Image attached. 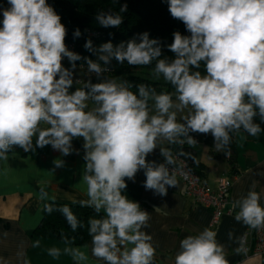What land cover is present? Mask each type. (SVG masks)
I'll list each match as a JSON object with an SVG mask.
<instances>
[{"label": "clouds", "instance_id": "clouds-1", "mask_svg": "<svg viewBox=\"0 0 264 264\" xmlns=\"http://www.w3.org/2000/svg\"><path fill=\"white\" fill-rule=\"evenodd\" d=\"M166 3L184 33L174 31L167 44L147 31L98 48L88 39L84 48L95 59L69 50L67 28L49 0L0 3V162L6 164L15 149L27 153L47 146L60 157L80 155L73 141H83L78 185L84 198L72 203L95 214L87 220L90 242L76 246L74 237L62 233L63 247L46 249L53 260L156 264L157 249L146 231L151 216L129 198L128 182L142 172L146 191L167 196L169 188L179 187V178L189 179L191 169L182 158L194 164L196 159L184 145L195 147L196 135H211L216 150L228 156L234 137L264 133V0ZM127 11L124 3L118 12H98L95 20L100 27L119 28ZM81 35L76 28L73 39ZM113 61L148 68L152 80L166 87L158 91L149 83L109 76ZM78 67L86 68L83 79ZM157 150L162 162L149 159ZM53 165L63 168L65 160L56 158ZM38 196L52 201L44 210L59 211L73 233L85 227L68 204L56 206L44 187ZM262 200L253 183L233 200L234 220L264 230ZM217 236L210 227L184 236L173 264H230ZM228 238L236 254L247 252V233L229 231ZM40 244L35 240L32 247ZM16 258L17 264H31L23 250ZM0 264L11 262L0 257Z\"/></svg>", "mask_w": 264, "mask_h": 264}, {"label": "crops", "instance_id": "crops-1", "mask_svg": "<svg viewBox=\"0 0 264 264\" xmlns=\"http://www.w3.org/2000/svg\"><path fill=\"white\" fill-rule=\"evenodd\" d=\"M243 136L246 138L234 137L229 155L234 167L228 160L229 156L216 150L211 135H196L198 144L191 147L196 161L203 164V180L208 185L213 186L222 173L231 177L226 208L232 209L233 200L245 194L253 183L264 196V175L261 174L264 173V133L258 137ZM82 143V139L73 141L74 148L80 149V155L60 157L51 146H47L36 149L34 157L13 152L6 164L0 162V257L17 264L16 254L23 250L31 264H72L69 257H61L57 261L47 255V248L53 245L62 248V242L32 237L31 231L40 222L44 203L51 201L39 199L41 187L49 197L55 198V202L79 206L72 202L84 198L83 189L78 185L84 164ZM56 158L64 159L65 166L53 170ZM149 159L160 162L158 150ZM144 179L141 172L135 183L128 182L127 195L138 201L151 216L150 227L146 231L152 235L157 249L156 264H173L179 241L204 227L218 232L217 239L226 246L230 264H264V256L244 259L242 253L233 251L236 244L229 240V231L239 236L246 230V226L234 220L233 209L211 227L210 211L193 204L184 195L181 181L179 187L168 189L167 196L159 197L143 188ZM35 240L41 241L40 247H32Z\"/></svg>", "mask_w": 264, "mask_h": 264}, {"label": "trees", "instance_id": "trees-1", "mask_svg": "<svg viewBox=\"0 0 264 264\" xmlns=\"http://www.w3.org/2000/svg\"><path fill=\"white\" fill-rule=\"evenodd\" d=\"M0 2L6 6V0H0ZM49 3L61 15L62 23L67 28L68 35L65 41L74 43L76 52L81 56H89L92 59H95V55L84 48V44L88 39L92 40L93 47L98 48L102 43L111 41L115 45L121 41L135 37L138 33L147 31L150 34V38H159L163 43L167 44L171 42L174 31L179 30L182 33L185 32L183 24L170 16L166 0H49ZM124 3H127L128 11L121 14L124 17V21L119 28H103L99 26L95 20V15L98 12H118L120 5ZM76 28L81 30L82 35L79 38L73 39V32ZM109 33H112V35L110 36ZM76 63L79 66L83 62L77 61ZM113 65V70L108 75L123 76L133 84L149 83L156 87L158 91L166 87L162 81L157 82L152 80L148 68L131 67L126 63L124 65H118L115 61H113ZM78 71L85 73L86 68L78 67L77 73ZM79 78L83 79L81 76ZM93 82H98L95 77H93ZM169 90L171 89L169 88ZM233 146L234 139L231 150ZM184 151L194 157L193 150L188 145H184ZM14 152L21 155H30L31 157L35 156V151L26 153L22 149H15ZM230 157H228V160L234 167L232 158ZM158 158L162 162V157L159 156V150ZM185 158L191 170L203 179V164L198 161L194 164L190 158ZM51 202L47 201L45 203ZM55 204L56 206H60L66 203L55 202ZM68 205L76 213L78 218L84 222V228L78 229L77 232L73 233L59 211H53L49 214L44 210L43 205L40 222L31 231V236L43 239H54L62 242L61 234L63 233L70 239L74 237L76 246L86 244L89 240V236L87 235V220L95 214L89 208Z\"/></svg>", "mask_w": 264, "mask_h": 264}, {"label": "built area", "instance_id": "built-area-1", "mask_svg": "<svg viewBox=\"0 0 264 264\" xmlns=\"http://www.w3.org/2000/svg\"><path fill=\"white\" fill-rule=\"evenodd\" d=\"M65 43L69 50L76 52L74 43L68 41ZM64 66L71 67L67 59L64 60ZM182 159L187 168L191 169L186 158L183 157ZM179 180L183 185L184 195L193 204L203 206L210 211L211 227L215 226L223 215L232 213L231 208H226L227 195L231 188V177L228 174L222 173L213 186L208 185L193 170H191L188 180L183 178H179ZM244 233H247V252L242 253L243 258L264 256V230L256 231L246 228Z\"/></svg>", "mask_w": 264, "mask_h": 264}, {"label": "rangeland", "instance_id": "rangeland-1", "mask_svg": "<svg viewBox=\"0 0 264 264\" xmlns=\"http://www.w3.org/2000/svg\"><path fill=\"white\" fill-rule=\"evenodd\" d=\"M78 75L84 78V72L83 71H78ZM109 76H118V75H109Z\"/></svg>", "mask_w": 264, "mask_h": 264}]
</instances>
